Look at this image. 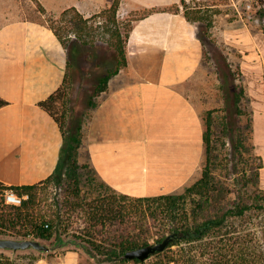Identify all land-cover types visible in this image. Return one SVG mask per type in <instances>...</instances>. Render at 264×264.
Wrapping results in <instances>:
<instances>
[{
  "label": "crops",
  "instance_id": "obj_1",
  "mask_svg": "<svg viewBox=\"0 0 264 264\" xmlns=\"http://www.w3.org/2000/svg\"><path fill=\"white\" fill-rule=\"evenodd\" d=\"M38 1L47 11L74 7L84 18L113 2ZM192 1L201 0H185ZM175 3L179 12L131 16L127 64L109 79L87 124V160L120 193L179 192L200 174L204 122L185 88L204 61L196 23L185 17L181 0H120L118 15ZM42 19L34 0H0V97L7 101L0 107V181L6 185L46 179L61 157L62 131L39 102L63 84L68 50ZM254 52L252 60L264 64V45ZM33 264H80V254L64 249Z\"/></svg>",
  "mask_w": 264,
  "mask_h": 264
},
{
  "label": "trees",
  "instance_id": "obj_2",
  "mask_svg": "<svg viewBox=\"0 0 264 264\" xmlns=\"http://www.w3.org/2000/svg\"><path fill=\"white\" fill-rule=\"evenodd\" d=\"M34 1L41 12L46 11L38 0ZM119 2L113 0L98 13L104 21L96 26L90 23L91 17L84 18L74 7L61 13L62 19L72 24L71 30L82 44L105 38L114 47L115 65L98 77L87 112L78 116H73L67 92L72 81L76 46L72 39L66 38L69 33H64L60 25L51 27L48 24L68 50L63 84L39 102L62 131L61 157L54 173L38 183L6 185L0 181V233L44 239H50L57 231L72 233L88 241L100 254H110L115 261L108 264H165L169 261L264 264V188L260 186L263 165L261 156L255 152L253 109L241 79L234 84L235 79H223V107L207 109L202 115L204 157L201 171L180 192L151 196L120 193L100 179L88 161L79 160L88 121L99 102L92 98L100 97L109 79L127 64L128 31L123 38L117 20ZM181 3L185 7V17L191 22L206 19L200 9L189 11L185 0ZM255 5L262 11L264 0L254 1L253 8ZM156 10L179 12L180 7L176 3L164 9L153 7L133 18ZM197 34L205 50L206 38L204 34ZM230 82L233 84L231 90L227 87ZM6 103L0 97V107ZM82 115L87 117L84 119ZM63 162H66L65 169L58 173ZM87 168L88 175L83 173ZM8 188L19 195L28 194V197L20 205L6 203L3 193ZM172 232L177 236L169 245L146 259L123 257L127 250L159 242ZM38 257L25 254L12 261L0 253V264H33Z\"/></svg>",
  "mask_w": 264,
  "mask_h": 264
},
{
  "label": "rangeland",
  "instance_id": "obj_3",
  "mask_svg": "<svg viewBox=\"0 0 264 264\" xmlns=\"http://www.w3.org/2000/svg\"><path fill=\"white\" fill-rule=\"evenodd\" d=\"M186 6L190 9L189 11L200 9V12L206 16L205 20L196 23L197 31L204 34L206 38L204 61L196 77L190 79L185 84L186 92L193 99L201 115H204L207 109L223 107V79H235L233 84L240 82L239 79H241L242 84H244L249 93L250 103L253 109V142L255 143V152L262 158L263 166L260 168V186L264 188V64L261 62L256 63L252 60L255 59L253 56L255 55L254 47L256 44L264 45V9L258 11L257 5H255V8L250 12L251 17L249 18L246 16L248 13L245 9V0H201L189 2ZM183 9H185L184 6ZM42 13V20L44 22L51 27L60 25L64 33H69V36L66 38L72 39L71 41L76 46L75 64L71 68L72 81L71 84L67 83L69 85L67 92L69 105L73 107V116H78L81 112H87L88 100L97 85L98 77H101L107 71L108 67L115 65L114 47L105 38H97L92 44H82L75 37L76 32L71 30L72 24L62 19V11L53 12L46 10ZM98 13L90 16L92 18L90 23L93 26L104 21V17ZM119 13L118 15L117 10L118 25L121 36L124 38L125 33L130 27L131 16L140 13L130 15L129 17L124 11ZM226 63L229 64L228 67L225 66ZM233 84L231 82L227 83L228 89L231 90ZM98 98V96H94L92 99L96 101ZM82 117L85 119L87 116L82 115ZM86 158L84 139L81 148H79V160L86 162L88 161ZM65 166L66 162H63L58 173H62ZM58 173L56 172L55 174L58 175ZM83 173L88 175V168L84 169ZM25 195L27 198L28 194ZM60 233L73 235L82 239L72 233ZM3 234L25 236L12 232ZM86 242L100 256H110V254H100L88 241ZM172 247L175 248L174 245ZM71 249L79 252L81 264H108L115 261L113 259L105 263H96L81 251L74 248ZM3 254L8 256L12 261H15L20 255L34 253H22L14 258H11L7 253ZM34 255L41 256L42 254ZM177 263L179 262L177 261ZM129 264L135 263L130 262Z\"/></svg>",
  "mask_w": 264,
  "mask_h": 264
},
{
  "label": "water",
  "instance_id": "obj_4",
  "mask_svg": "<svg viewBox=\"0 0 264 264\" xmlns=\"http://www.w3.org/2000/svg\"><path fill=\"white\" fill-rule=\"evenodd\" d=\"M175 236H177V233L172 232L159 242L127 250L123 257L144 260L156 251L165 249ZM71 248L81 251L96 263H105L114 259L110 256H100L86 241L73 235H64L56 232L50 239H44L28 235L22 236L0 233V252L9 254L11 258L22 253L46 255Z\"/></svg>",
  "mask_w": 264,
  "mask_h": 264
},
{
  "label": "built area",
  "instance_id": "obj_5",
  "mask_svg": "<svg viewBox=\"0 0 264 264\" xmlns=\"http://www.w3.org/2000/svg\"><path fill=\"white\" fill-rule=\"evenodd\" d=\"M254 1L257 2V0H245V9L248 14H246L247 17H251V11L253 9V3ZM4 202L14 205H20L22 203V200L26 198V195H19L17 194L13 189L8 188L3 193ZM165 264H179L176 261H169Z\"/></svg>",
  "mask_w": 264,
  "mask_h": 264
}]
</instances>
